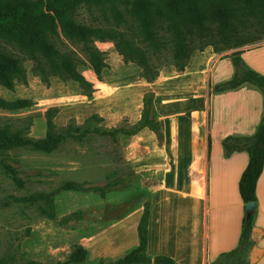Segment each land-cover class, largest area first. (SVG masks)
<instances>
[{
	"label": "crops",
	"instance_id": "crops-1",
	"mask_svg": "<svg viewBox=\"0 0 264 264\" xmlns=\"http://www.w3.org/2000/svg\"><path fill=\"white\" fill-rule=\"evenodd\" d=\"M264 77V39L214 53L211 47L191 52L182 72L162 67L152 82L139 77V68L124 64L113 47L104 49L106 67L97 79L83 74L91 85L89 96L77 94L72 106L59 108L54 122L89 116L100 126L115 127L121 119L134 124L140 118L143 94L152 93L153 109L162 134L157 143L147 128L125 137L122 157L134 172L155 180L148 197L145 255L164 256L176 264H210L235 248L242 218L253 212L246 259L264 264V162L256 180L255 202L248 212L237 183L247 163L243 150L226 152L225 138H250L262 118L263 95L249 83L217 91L233 75L230 55ZM229 55V56H227ZM137 208L79 245L91 261L112 262L137 244Z\"/></svg>",
	"mask_w": 264,
	"mask_h": 264
},
{
	"label": "trees",
	"instance_id": "trees-1",
	"mask_svg": "<svg viewBox=\"0 0 264 264\" xmlns=\"http://www.w3.org/2000/svg\"><path fill=\"white\" fill-rule=\"evenodd\" d=\"M82 7L97 12L92 16L94 24L78 22L77 11ZM260 39H264V0H0V87L12 90L15 82L25 83L22 62L28 61L30 72L41 82L47 83L50 77L73 81L89 96L91 85L77 70L78 57L71 46H78L86 66L99 79L101 70L106 67L105 57L93 43L111 42L124 64L133 63L140 70L139 77L152 82L162 67L172 66L182 72L193 51L211 47L214 53H219ZM230 59L232 77L214 89L221 91L249 83L263 95L262 118L252 137L222 141L226 152L243 150L247 154L237 192L243 204L254 203L255 183L264 162V77L245 66L238 51L231 53ZM152 101V93L143 94L139 120L128 124L123 118L112 128L86 126L90 121H101L96 115L89 116L82 123L84 126L68 122L55 127L51 116L56 109L45 112V133L39 139L24 137L10 124H1L0 153L15 147L50 153L64 139H78L85 134L108 137L115 144L117 136L129 137L143 128L152 131L160 144L162 134ZM30 105L26 99L0 98V110L8 112ZM61 190H91L100 196L105 191L104 188L86 189L73 182L63 183ZM253 217L251 212L242 218L235 248L220 254L210 264H249L246 254L252 244L249 232ZM147 218L148 205L142 208L137 222L135 247L112 262L98 259L91 264H176L164 256L149 258L145 255ZM86 255L84 248L75 245L66 263H81ZM0 264H3L1 260ZM23 264L38 263L26 261Z\"/></svg>",
	"mask_w": 264,
	"mask_h": 264
},
{
	"label": "rangeland",
	"instance_id": "rangeland-1",
	"mask_svg": "<svg viewBox=\"0 0 264 264\" xmlns=\"http://www.w3.org/2000/svg\"><path fill=\"white\" fill-rule=\"evenodd\" d=\"M94 15L97 12L93 9L88 11L82 7L76 19L92 25ZM62 42L64 45L65 41ZM60 43L58 41L62 48ZM93 46L104 53L105 59L104 49L113 47L111 42H94ZM71 48L78 57L77 70L82 75L92 72L78 46ZM22 67L25 83L15 82L12 90L0 87V98L26 99L31 105L13 112L0 110V125L10 124L24 137L39 139L44 136L45 112L49 109H56L51 116L55 127L68 122L85 125L75 123L73 118L57 125L54 119L59 108H69L77 94L86 96V90L73 81L54 77L43 83L30 72V62L23 61ZM86 126L100 127V122L90 121ZM124 142L125 136L121 135L112 144L108 137L85 134L78 139H64L50 153L26 147L0 153V260L3 264L26 261L72 264L66 263V259L82 238L96 235L133 210L147 205L155 180L147 172H134L126 165L121 150ZM65 182L105 191L100 196L91 190H61ZM92 262L86 255L78 264Z\"/></svg>",
	"mask_w": 264,
	"mask_h": 264
},
{
	"label": "water",
	"instance_id": "water-1",
	"mask_svg": "<svg viewBox=\"0 0 264 264\" xmlns=\"http://www.w3.org/2000/svg\"><path fill=\"white\" fill-rule=\"evenodd\" d=\"M245 206H246L247 211L249 212L250 209H251L252 206H253V203H246ZM247 215H248V214H247Z\"/></svg>",
	"mask_w": 264,
	"mask_h": 264
}]
</instances>
